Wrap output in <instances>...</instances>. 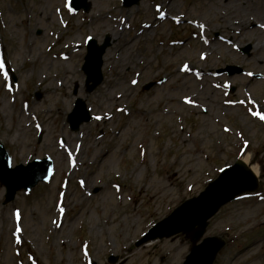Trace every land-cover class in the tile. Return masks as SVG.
Here are the masks:
<instances>
[{
	"label": "rangeland",
	"instance_id": "1",
	"mask_svg": "<svg viewBox=\"0 0 264 264\" xmlns=\"http://www.w3.org/2000/svg\"><path fill=\"white\" fill-rule=\"evenodd\" d=\"M68 1L0 0V41L8 73L7 81L0 73V140L13 167L35 158H50L55 165L49 183L19 193L10 205H3L6 191L0 184V264H107L110 256H118V264H183L190 250L183 235L138 248L135 244L205 191L222 169L247 156L258 170L259 191L225 207L211 221L206 237L227 241L215 264H264V120L259 118L264 116V0H229L226 6L223 0H174L161 9L174 16L164 20L156 9L161 0H142L130 9L122 0H89V13L70 11ZM240 1L245 4L237 6ZM119 13L128 15L126 36L135 38L146 26L147 40L135 42L131 50L123 48L114 34ZM219 15L230 25L251 23L247 32L258 28L263 50L254 54L255 44L248 39L230 40L229 33H217L215 26L223 23ZM179 16L195 19L198 27L174 23ZM89 36L99 45L111 39L106 55L112 49L115 63L106 69L104 56V83L91 94L83 72L81 86L55 91L72 102V109L82 100L93 117L73 133L68 114L61 123L42 117L47 94L25 59L30 42L44 57L50 52L60 57L62 49L80 43L81 54L72 64L82 71ZM220 39V47L208 55L206 45L214 47L212 42ZM196 44L199 64L194 71H183L186 59L193 58L189 49ZM199 47L207 58L200 60ZM227 66H238L246 74L216 75ZM59 73L56 65L48 71L51 77ZM259 75L260 80L255 78ZM160 79L166 83L142 90ZM112 88L122 98L106 101L104 94ZM179 100L190 103L178 106ZM5 103L10 108L3 114ZM26 106L32 110L29 121L20 112ZM165 107L185 114L162 116ZM19 121L33 127L18 131ZM126 125L129 132L122 137ZM76 149L82 151L85 166L69 159L68 153ZM21 154L27 155L26 161ZM108 155L113 157L108 167H113L106 170L102 165ZM134 163L139 167L132 173ZM106 185L122 189V195L106 198ZM85 199L83 207L80 201Z\"/></svg>",
	"mask_w": 264,
	"mask_h": 264
},
{
	"label": "water",
	"instance_id": "2",
	"mask_svg": "<svg viewBox=\"0 0 264 264\" xmlns=\"http://www.w3.org/2000/svg\"><path fill=\"white\" fill-rule=\"evenodd\" d=\"M74 1L78 10L81 8H84L86 11L90 10V5L87 4L88 0ZM82 1L84 4L82 3L83 5L79 6L78 3ZM140 1L141 0H125V5L131 7L133 5H138ZM109 46V39L102 47H98L95 41H92L89 46L91 56H89L88 61L94 59L95 62L92 73H90L89 68L86 69L90 76L88 81L94 83L92 87H89L90 93L102 83V57ZM226 72L230 73V75H234L242 71L238 68H228L220 73ZM154 86L155 84H150L145 89L150 90ZM84 121H89V117L75 123V130H78L79 126ZM1 157L5 158L6 154L0 147V158ZM40 164L43 166L42 168L37 169L32 165L29 171L23 167L11 171L6 163L0 164V182L6 186L8 190L6 204L13 201L16 193L20 190H30L35 187L39 181L48 180L50 178L52 166H48L46 163ZM258 187L259 184L255 175L243 162L238 161L233 168L223 171L220 178L212 183L206 192L199 198L193 199L182 205L169 218L153 229L151 233L138 244V247L148 242L156 241L157 239H170L183 233L190 238L192 243L191 255L187 258L185 264H214L218 254L225 247L226 243L221 239L214 238L207 239L202 245H198L206 233L209 220L212 219L223 206L236 200L237 197L245 193L257 191ZM109 262L115 264L118 262V258H111Z\"/></svg>",
	"mask_w": 264,
	"mask_h": 264
},
{
	"label": "bare ground",
	"instance_id": "3",
	"mask_svg": "<svg viewBox=\"0 0 264 264\" xmlns=\"http://www.w3.org/2000/svg\"><path fill=\"white\" fill-rule=\"evenodd\" d=\"M174 0H161L160 1V7L161 8H165L167 4L171 5V3ZM227 1V3H226ZM228 1L229 0H223L222 4L223 5H228ZM245 4V2H239L237 4V6H243ZM131 15V14H129ZM126 14L123 15V13H119L117 18L114 19L117 25V29L115 30V37L118 38L119 43H122V47L126 48V50H131L135 44V42H138L140 40H147L148 38V34H149V28L150 27H146L143 26L142 31L140 33L139 36L135 37V38H130L128 36L125 35V33L127 32V28L125 27V22L127 21L126 18ZM221 21L223 22L222 24H218L217 26H215V30L217 31V33H224L227 34L229 33V39L230 40H234L237 39L239 41L242 40H249L252 44H255L254 48H253V53L257 54L258 52H260L261 50H263L259 44V38L262 36V34L259 32L258 28H255V30L253 32H247V27L248 25H252L251 23H246V24H241V25H230L229 23H227L225 21V17L223 15H219ZM167 18H171L170 16H166ZM177 19L180 20V22L182 23H189L194 27H198V22L191 19H188L187 16H179ZM203 29L205 30V32L210 33L211 31L209 29H206L205 27H203ZM220 41H222V39L218 40V41H213L212 43L217 44L216 46L212 47L211 44H207L206 45V50L209 51V53L205 52L203 48L199 47V57L200 60L203 58H207L208 55H212L214 52L215 48H219L220 45L218 44ZM120 46V44H119ZM197 44L196 46H191L189 51L191 56H193V58H187L186 61L184 62L188 68L187 71H194L196 70V66L199 64L195 58V54L197 52ZM82 51V44H79L78 46H76L74 52L68 53V54H64L60 57L57 56H46L44 57L42 54H40L38 52V50H35L33 47V44H31V42L28 45V53L29 55L27 56V58L25 59L26 62H28L29 64L33 65V70L29 71L30 73L34 74L36 77V81L38 82V87L43 88V90L46 92L47 94V105L46 107L41 111V115L43 118H50V119H55L57 121H59L60 123L63 121L64 117L68 114V112L72 109V102H69L65 99L64 95H56L55 91H57L58 89H65L67 88L68 85L73 84L75 86H81L82 82H83V76L81 71L79 70V68L77 67V65H73L72 61L77 57V53ZM205 53H207L208 55H206ZM115 63V58L113 56V50L111 49L106 57H105V68L106 69H110L112 68V65ZM140 63V62H139ZM149 64V63H147ZM54 65L57 66V68L60 70V73L56 76H49L48 75V71L54 67ZM114 88H112L110 90V92H106L104 94L105 100L106 101H110V99H120L122 98L121 95H115L114 93ZM17 96L13 99L14 101H16ZM185 100H179L178 102V106L181 105H185L186 103H184ZM210 102V100H208ZM169 103L172 104L174 103L171 99H169ZM10 108V104L9 103H5L2 109V113H6ZM171 107H165L163 110L160 111V114L162 116L168 117L170 115H184V112H174L171 111ZM202 109V107H201ZM21 114L25 117V119H27V121H29V119L32 116V110H30V108H25V109H20ZM141 114L143 116H147L148 112H146L145 110H141ZM159 114V115H160ZM33 125H24L22 122L19 121L18 126H17V130H26L27 128H32ZM127 125L124 128V131L120 133V135L122 134V137H124L125 135L128 134V129H127ZM119 135V136H120ZM9 144L11 146H15V143L13 141H9ZM26 156L24 154H21V158L23 161H26ZM82 156V151L80 149H76L75 151H73L72 153H68V157L69 159L75 163V166H85L86 163L84 162V160L81 158ZM29 159V157H28ZM108 160L105 162V164H103L102 166H104V168L106 170H109L110 168L108 167L109 165H112L113 162L111 159H113V157L110 158V155H108ZM244 163L249 165L250 163V158L247 156L243 159ZM139 167V164H133L131 166V172H135L136 169ZM101 168V166L99 167ZM253 170V172L257 175L258 174V170L254 167L251 168ZM140 177V174L139 176ZM117 179L122 178L120 175L116 176ZM84 181V180H83ZM168 189V187H164V190ZM121 191H118L116 188H114L112 185H106V190L104 192L106 198H111V197H118L120 196ZM87 202V200H82L80 201L81 206H83L85 203ZM84 207V206H83ZM61 227L63 226L60 225ZM107 226V225H105ZM103 227H99L96 229L99 230H103Z\"/></svg>",
	"mask_w": 264,
	"mask_h": 264
},
{
	"label": "snow or ice",
	"instance_id": "4",
	"mask_svg": "<svg viewBox=\"0 0 264 264\" xmlns=\"http://www.w3.org/2000/svg\"><path fill=\"white\" fill-rule=\"evenodd\" d=\"M161 19H163V16H161ZM92 39V37H88V40L90 41ZM202 59H203V57H201ZM183 71H187L188 70V68H187V66H185L183 69H182ZM0 73H2L3 74V77H4V79H5V81H7V79H8V73H7V71L5 70V64H4V62L3 61H0ZM136 83V81L134 80L133 81V84H135ZM11 89H9V91H10ZM184 103H190V101L189 100H185L184 101ZM120 111H123V109H120ZM255 114V113H254ZM261 120H264V116H260L259 117ZM97 119H100V117H97ZM224 131H229V129H227V128H225L224 129ZM222 171H223V169H222ZM61 211H63V209H61ZM16 217H17V219H19L20 218V214L19 213H16ZM17 231H19V229H17ZM17 243H19V240H17Z\"/></svg>",
	"mask_w": 264,
	"mask_h": 264
}]
</instances>
